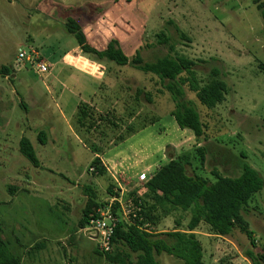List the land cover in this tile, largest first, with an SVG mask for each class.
Returning a JSON list of instances; mask_svg holds the SVG:
<instances>
[{"label": "rangeland", "instance_id": "1", "mask_svg": "<svg viewBox=\"0 0 264 264\" xmlns=\"http://www.w3.org/2000/svg\"><path fill=\"white\" fill-rule=\"evenodd\" d=\"M69 18L98 50L118 39L130 60L137 52L146 64L167 56L187 60L190 71L178 80L185 100L200 116L203 138L179 127L167 84L153 73L93 62L78 50L76 57L104 73L102 81L70 75L59 63L77 46L66 31ZM29 47L53 69L38 75L26 66L9 78L0 76V237L21 264H111L97 254L98 239L79 228L83 210L90 199L109 198L113 178L133 190L143 187L148 174L139 175L137 165L122 159L116 163L109 156L104 160L113 175L99 176L90 169L97 153L94 145L101 160L121 143L119 138L130 136L128 127L146 125L148 113L158 120L149 126L148 138L174 144L168 155L189 153L188 175L209 182L215 181L214 171L238 178L245 165L260 175L263 190L241 213L252 238L236 227L225 237L228 242L210 236L203 247L204 264L258 262L264 255V21L255 0H0V65L16 68L19 50ZM213 82L224 84L223 101L205 105L198 94ZM83 104L95 110L98 127L91 132L77 125ZM99 115L110 122H99ZM42 132L45 136L39 138ZM22 138L31 142L39 167L21 154ZM198 147L206 150L203 164L195 152ZM190 221V212L176 211L156 222V231L173 244L168 236L178 224L186 230ZM202 231L213 234L205 224ZM157 260L183 264L167 254Z\"/></svg>", "mask_w": 264, "mask_h": 264}, {"label": "trees", "instance_id": "2", "mask_svg": "<svg viewBox=\"0 0 264 264\" xmlns=\"http://www.w3.org/2000/svg\"><path fill=\"white\" fill-rule=\"evenodd\" d=\"M255 4L264 21V0H255ZM66 31L75 37L77 47L82 54L93 62L107 61L118 66L131 65L145 73L150 72L157 75L167 84L166 87L176 103L177 109L173 116H175L179 127L190 129L197 139L203 138L204 126L200 116L195 108L185 100V91L178 80L184 71H190L191 64L187 60L173 59L167 56L156 63L146 64L139 52L134 59L130 60L122 50L118 39L111 40L105 49L98 50L88 42L81 26L72 18L68 19ZM163 41L167 42V40ZM16 71L17 68L12 66L0 65L1 77L9 78ZM224 90V84L213 82L203 88L202 93L198 94V98L205 105L216 106L223 101ZM78 110L76 120L78 128L91 132L93 127H98L97 120L95 119L96 122L94 120V108L83 104ZM149 115L148 113V118L145 117L147 124L140 129H134L132 126L127 128L130 133L127 138L158 121L157 118L149 117ZM100 121L110 122L109 118L99 115ZM41 135L45 136V133L39 134V138H42ZM127 138H119V141L123 143ZM94 147L97 156L92 161L90 169H94L99 176H104L107 174V170L98 156L100 150L95 145ZM20 152L34 167H39L40 164L33 146L27 138L21 139ZM195 152L199 156L200 162L205 163V148L198 147ZM191 164L189 153H183L176 158L171 157L152 173L143 187L134 191L146 190L141 198L145 221L150 222L156 230V222L172 213L176 211L190 212L191 221L187 226L189 232L194 231L201 222H204L218 236L228 237L237 227L248 238H252V232L248 229L241 213L248 206L251 198L263 190V180L257 171L249 165H245L238 178H226L214 171L215 181L209 182L201 176L188 175L187 167ZM113 188L112 181V186L108 188L109 196L113 194ZM102 204L103 202L96 201L94 198L88 200L83 210V217L78 224L80 229L87 225L90 215ZM168 237L173 238V244L163 239L160 233L148 234L134 226L120 223L116 228L113 240L114 251L109 254L100 253L111 264H159L157 256L162 254L175 257L183 264H204L203 248L194 234L173 232ZM41 247L43 246L40 244L38 249ZM96 252L100 254L98 250ZM248 257L252 258V254L249 253ZM0 264H21L20 259L10 253L9 242L6 243L1 237ZM254 264H264V255L260 256L258 262H254Z\"/></svg>", "mask_w": 264, "mask_h": 264}, {"label": "built area", "instance_id": "3", "mask_svg": "<svg viewBox=\"0 0 264 264\" xmlns=\"http://www.w3.org/2000/svg\"><path fill=\"white\" fill-rule=\"evenodd\" d=\"M15 66L18 69L31 66L38 75L48 74L51 70L50 64L33 47H29L28 50H19ZM113 179L115 181L113 194L90 215L89 222L82 230L90 238L98 239L97 248L103 254H109L114 251L115 245L113 240L116 228L120 223L134 226L148 234L158 233L150 222L145 221V217L143 216L141 198L146 190L141 189L134 192L135 190H128L125 182L122 186L115 178ZM148 179L149 177L146 175L142 178L145 182Z\"/></svg>", "mask_w": 264, "mask_h": 264}, {"label": "crops", "instance_id": "4", "mask_svg": "<svg viewBox=\"0 0 264 264\" xmlns=\"http://www.w3.org/2000/svg\"><path fill=\"white\" fill-rule=\"evenodd\" d=\"M78 50H80V49L77 46L70 48L68 51H66L62 55L59 63H62L66 67V69H68L70 71V73H69L70 75H73L74 74L73 72H77L80 75L89 76L98 82L102 81V77H103L104 73L100 72L99 70H97L98 72H96L92 69V68H95V65H96L95 63H94L95 65H94L93 63L88 62V60L84 59L83 57H79V56L76 57L74 53ZM43 56H46V55H43ZM67 58H70L74 61H80L81 63H87L88 69H82V68L78 67L77 65L71 63ZM52 69H53V67L51 66V70ZM150 130H151V127H147L145 129L141 130L140 132H138L137 134L127 138L123 143L119 144L117 147L112 148L108 152L104 153L105 155L101 156V161H102L103 166L106 168L107 172H109L111 174L110 169L106 166V162H105L104 158L109 157V156H112L113 161L116 160V163H117V161H119L121 159L124 162L130 161L131 165H133V167H134V165L138 166V171L140 173L139 175L146 173V174H148L147 175L148 177H150L156 169H158L160 166H162L163 162L165 160H168L170 157L176 158L177 156L174 153L169 154V155L166 154V151L170 148L169 146L172 147L174 144L173 145L169 144V146H167V144H163V142H159V143L157 142V144H156L155 142L151 141L152 140L151 138H148L150 136V133H151ZM159 130H162V129H159ZM144 138H146V139L143 140ZM95 156H97V155H95ZM98 156L100 158V155H98ZM111 175H113V174H111ZM136 179H139V178H136ZM137 189L138 188H135L133 190H137ZM174 213H172L168 217L163 218V220L164 219L165 220L170 219ZM203 224H205V223L201 222L200 225L192 232H189L187 230V228H186V230L178 229L179 227H181V225L178 224V226H177L178 228L173 232H183V233H187V234H194L196 236L197 240L201 243L202 248L204 247V243L206 241H208V237H210V236L213 239L218 238V239H222L223 241L228 242V240L225 237L218 236L214 233L210 234L208 232L202 231ZM205 225L207 227H209L207 224H205ZM209 229H210V227H209Z\"/></svg>", "mask_w": 264, "mask_h": 264}, {"label": "bare ground", "instance_id": "5", "mask_svg": "<svg viewBox=\"0 0 264 264\" xmlns=\"http://www.w3.org/2000/svg\"><path fill=\"white\" fill-rule=\"evenodd\" d=\"M85 68H87L88 69V67H87V63H81Z\"/></svg>", "mask_w": 264, "mask_h": 264}]
</instances>
